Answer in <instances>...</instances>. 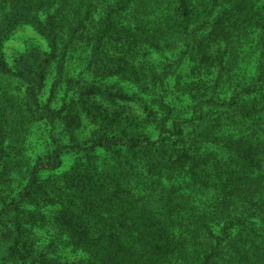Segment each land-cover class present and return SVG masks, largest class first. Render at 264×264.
<instances>
[{
    "label": "trees",
    "instance_id": "1",
    "mask_svg": "<svg viewBox=\"0 0 264 264\" xmlns=\"http://www.w3.org/2000/svg\"><path fill=\"white\" fill-rule=\"evenodd\" d=\"M14 27L49 51L0 49V264H264V0H0Z\"/></svg>",
    "mask_w": 264,
    "mask_h": 264
},
{
    "label": "rangeland",
    "instance_id": "2",
    "mask_svg": "<svg viewBox=\"0 0 264 264\" xmlns=\"http://www.w3.org/2000/svg\"><path fill=\"white\" fill-rule=\"evenodd\" d=\"M33 47H39V49L42 51H49V47L46 43V40L40 37L39 34L33 32L31 28L19 27L15 29L14 27V29H12L9 33H7L3 37L0 49H1L2 55L5 57L7 62L10 65H12L15 58L18 57L20 53L30 48H33ZM80 53L78 54L80 56V59L78 55L73 58H70V63H71L70 65L75 66L76 64H79L82 70L83 66H85L87 63V58H84V56L80 55ZM154 57L155 59L153 60L157 59V62H159V60H162L164 58L161 52H156ZM244 70H248V65H244ZM67 77L69 76L67 75ZM246 77L248 78V74L246 75ZM56 78L57 76L52 74L51 72L48 78V83L49 84H51L52 82L54 83ZM134 87L135 86L133 85H128V84L124 85V88L129 91L134 90ZM57 91L58 93L53 94L50 100L52 101L54 106L58 107V109L59 107L61 108L63 104H65L63 103L64 101L65 102L69 101V97L71 94L74 96L73 98L79 99V100H74V101L78 105L81 115H79L78 117H74V115H72V112L69 113L67 108L64 111L65 113H68V118L72 119V123L77 126L78 132H77L76 137L79 141L109 139V137H111L112 135H115V133L113 132V129L109 127V124L112 122V120L109 119V107L106 104H102L100 107V109L103 111V113L101 114V119L95 118L92 116L93 111L91 112V109L96 108V106L93 107L91 105V102L95 100H92V99L85 100V97L82 100L81 95H80L81 92L79 90H77L75 93L68 91L67 88L58 89ZM12 92L15 93L14 90H12ZM51 93L52 91L48 88L46 90L45 98H49ZM94 113H95V110H94ZM155 137H156V132L154 131L152 134V138H155ZM38 196H40L41 199H37V200L41 202V204H43L45 201H44L42 194H39ZM38 207H40V204ZM31 211H34V210L33 209L29 210V209L24 208L23 215L27 217L29 216V213ZM35 219H37V216L34 219H32V221H35ZM25 237H29V238L31 237V235L29 234L27 230L25 232ZM26 240L28 241V239Z\"/></svg>",
    "mask_w": 264,
    "mask_h": 264
}]
</instances>
